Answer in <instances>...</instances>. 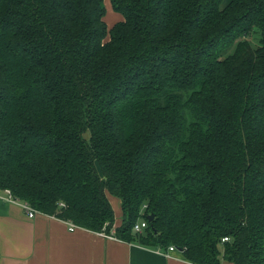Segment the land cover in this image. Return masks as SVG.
<instances>
[{"label":"trees","instance_id":"obj_1","mask_svg":"<svg viewBox=\"0 0 264 264\" xmlns=\"http://www.w3.org/2000/svg\"><path fill=\"white\" fill-rule=\"evenodd\" d=\"M111 2L109 27L104 0H0V189L197 264H264V0Z\"/></svg>","mask_w":264,"mask_h":264},{"label":"crops","instance_id":"obj_2","mask_svg":"<svg viewBox=\"0 0 264 264\" xmlns=\"http://www.w3.org/2000/svg\"><path fill=\"white\" fill-rule=\"evenodd\" d=\"M4 195L0 189V264H197L179 249L169 255L82 226L70 230L66 220L42 212L30 217L20 201ZM118 218L115 226L122 224L123 211ZM221 264L233 262L223 259Z\"/></svg>","mask_w":264,"mask_h":264},{"label":"built area","instance_id":"obj_3","mask_svg":"<svg viewBox=\"0 0 264 264\" xmlns=\"http://www.w3.org/2000/svg\"><path fill=\"white\" fill-rule=\"evenodd\" d=\"M4 192H5V195L4 197L7 199V200H11V201H18L17 199L14 198L11 190L9 188H6V189H3ZM23 208L25 209V211L27 212V214L30 216V217H34L38 211L33 207L31 206L28 202L26 201H20ZM146 206V205H144ZM68 225H69V228L70 230H74L78 225H76L73 221L71 220H66ZM148 226V221L145 219V218H139L138 221L134 224V227H133V230L135 232H143L145 230V228ZM102 233H104L105 235L107 236H110V237H116L113 232L112 233H107L105 231H101ZM228 237H224L223 240H227ZM161 250V249H160ZM176 250V247L174 245H170L168 247L167 250H161L163 251L165 254H171L172 251Z\"/></svg>","mask_w":264,"mask_h":264},{"label":"rangeland","instance_id":"obj_4","mask_svg":"<svg viewBox=\"0 0 264 264\" xmlns=\"http://www.w3.org/2000/svg\"><path fill=\"white\" fill-rule=\"evenodd\" d=\"M104 5L106 7L105 20L107 21L109 27L114 25L117 21L123 19V15L114 9L111 0H104ZM86 135L89 136V132H86ZM113 197L114 204L112 203V205L114 207L116 217L122 218L121 208L117 209L118 207H121L120 202L116 196L113 195Z\"/></svg>","mask_w":264,"mask_h":264},{"label":"water","instance_id":"obj_5","mask_svg":"<svg viewBox=\"0 0 264 264\" xmlns=\"http://www.w3.org/2000/svg\"><path fill=\"white\" fill-rule=\"evenodd\" d=\"M153 217H154V214H153V213H150V214L148 215V219H149V220H152ZM179 250H181V248H179Z\"/></svg>","mask_w":264,"mask_h":264}]
</instances>
